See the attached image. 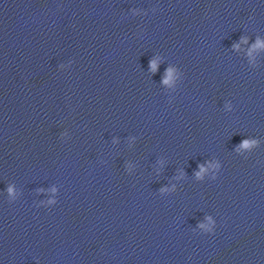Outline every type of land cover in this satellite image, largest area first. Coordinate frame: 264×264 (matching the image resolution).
Listing matches in <instances>:
<instances>
[{
  "label": "water",
  "instance_id": "95a60500",
  "mask_svg": "<svg viewBox=\"0 0 264 264\" xmlns=\"http://www.w3.org/2000/svg\"><path fill=\"white\" fill-rule=\"evenodd\" d=\"M0 264H264V0H159L1 79Z\"/></svg>",
  "mask_w": 264,
  "mask_h": 264
}]
</instances>
